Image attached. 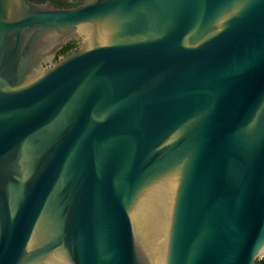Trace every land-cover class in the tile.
I'll use <instances>...</instances> for the list:
<instances>
[{"label": "water", "instance_id": "obj_1", "mask_svg": "<svg viewBox=\"0 0 264 264\" xmlns=\"http://www.w3.org/2000/svg\"><path fill=\"white\" fill-rule=\"evenodd\" d=\"M258 257L264 0H0V264Z\"/></svg>", "mask_w": 264, "mask_h": 264}, {"label": "trees", "instance_id": "obj_2", "mask_svg": "<svg viewBox=\"0 0 264 264\" xmlns=\"http://www.w3.org/2000/svg\"><path fill=\"white\" fill-rule=\"evenodd\" d=\"M66 0H53L54 4L57 6H70L69 4H65ZM68 3V2H67ZM74 47V44L72 42H67L63 45V47L58 51L57 54H63L67 52L68 50L72 49ZM254 264H264V257H258L255 260Z\"/></svg>", "mask_w": 264, "mask_h": 264}, {"label": "flooded vegetation", "instance_id": "obj_3", "mask_svg": "<svg viewBox=\"0 0 264 264\" xmlns=\"http://www.w3.org/2000/svg\"><path fill=\"white\" fill-rule=\"evenodd\" d=\"M34 1H45V0H34ZM49 1L54 4L53 0H49ZM83 1H85V0H74V1H69V0L67 1L66 0L65 4L74 5V4H79V3L83 2ZM69 42H72L74 44V40L69 41ZM74 46H75V44H74Z\"/></svg>", "mask_w": 264, "mask_h": 264}, {"label": "rangeland", "instance_id": "obj_4", "mask_svg": "<svg viewBox=\"0 0 264 264\" xmlns=\"http://www.w3.org/2000/svg\"><path fill=\"white\" fill-rule=\"evenodd\" d=\"M68 1V0H67ZM69 1H74V0H69Z\"/></svg>", "mask_w": 264, "mask_h": 264}]
</instances>
